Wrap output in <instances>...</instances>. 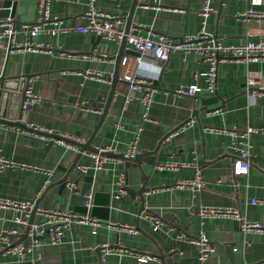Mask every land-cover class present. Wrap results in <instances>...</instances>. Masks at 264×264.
<instances>
[{
    "label": "crops",
    "instance_id": "0c3cea01",
    "mask_svg": "<svg viewBox=\"0 0 264 264\" xmlns=\"http://www.w3.org/2000/svg\"><path fill=\"white\" fill-rule=\"evenodd\" d=\"M38 1L17 0L18 20L13 23L16 32L10 44L30 42L39 49L9 50L8 40L0 39V79L29 77L28 87L39 99L21 117L18 115L17 120L29 129L0 122V159L9 163L0 167V199L38 202L44 208L83 214L81 202L70 200L72 189L66 186L61 190L58 184L74 165L66 182H76L75 193L87 186L84 176L92 177L91 192L98 193L97 206L90 214L101 221L132 226L136 232L102 225L92 233L87 225L70 226L64 230L59 244H50L49 237L44 236L41 245L24 260L0 251V264L29 262L37 252L48 264H139L133 257L136 253L152 257L144 264H198L196 247L186 239L200 233L213 245L211 264L263 261L264 204L250 202L264 198V96L246 93L245 82L249 74L256 75L264 86V61H219L215 92L220 100L213 102L205 94L203 73L207 64L197 54L190 53L184 59L173 54L167 62L158 64L150 63L149 57L136 62L138 54L125 44L121 59L130 56L131 73L149 78L154 88L148 109L150 121L143 122L140 91L124 108L128 84L121 79L124 71L121 59L118 80L112 83L121 41L102 37L96 41L90 33L73 30L29 37L27 26L40 16ZM86 3L87 0H50V13L59 21L56 25L46 23L44 28L87 24ZM94 4L99 11L120 17L121 29H125L130 17L129 31L152 38L157 34L171 38L194 36L201 28L203 0H137L135 6L133 0H94ZM210 5L213 11L205 19L204 29L222 44H242L248 29L254 32L253 39H264V0L258 5L249 0H210ZM250 11L263 16H240ZM193 84L201 89L194 98L175 93ZM202 99L208 103L207 110H203ZM6 100L7 117L19 99L5 97L2 104ZM190 119L192 125L164 140ZM247 127L258 130L248 143L250 168L246 175L234 176L236 152L227 131ZM138 131L134 156L158 148L154 158L145 156L140 160L143 165L146 159L155 161L145 171L148 190L144 192L142 210L135 192L125 190L121 199L114 198L121 175L124 187L127 181L132 186L140 182L138 167L127 165L116 156L126 152ZM41 132L84 145L89 143L94 149L110 147L115 156L105 155L102 168L94 173L92 151L81 152L74 143L60 139L51 142ZM164 163H172L178 169H160ZM78 166L86 167L87 173L82 175ZM195 167L200 170L203 187L197 190L177 187L179 181L194 179ZM198 207L237 209L248 222L259 223L263 229L243 233L240 222L233 218L201 219L194 213ZM146 214L159 216L163 225L153 231ZM14 216L13 211L0 209V234H6L14 242L28 243L26 227H14ZM37 218L33 216V220ZM12 229L17 234H9ZM105 243L110 245L111 252L102 256L101 246Z\"/></svg>",
    "mask_w": 264,
    "mask_h": 264
},
{
    "label": "built area",
    "instance_id": "2783aa9c",
    "mask_svg": "<svg viewBox=\"0 0 264 264\" xmlns=\"http://www.w3.org/2000/svg\"><path fill=\"white\" fill-rule=\"evenodd\" d=\"M251 4H261L263 0H249ZM50 0H39L38 7L40 16L36 22L27 26L28 35L32 37L39 33H55L57 31H75L77 33H90L93 36L102 37L107 40L121 41L124 37V30L120 28L122 19L118 16H114L102 11H99L94 0H87L86 11L84 13L87 19L85 25H74L71 28H44L46 23L57 24L58 17L52 16L49 10ZM147 6V5H146ZM213 11L210 0H203V6L200 10L202 16V23L200 31L194 36H184L181 38H171L164 34H157L154 38L149 35H141L133 31H129L125 35V44L130 51L135 52L138 56L134 59L136 62H140L142 57H149L150 63L158 64L165 63L173 54H179L186 57L190 53L198 55L202 62L207 64V70L203 73L206 81V95H212L215 90L216 71L219 61L233 60L241 62H258L264 61V39H253L254 32L248 29L246 32V40L240 45H224L221 43L219 38L214 37L206 33L205 19ZM240 16L243 17H261L263 15L254 13L252 11L248 13H242ZM15 28L12 19H0V39H7L9 44L13 43ZM9 45L13 49H29L37 51L39 47H34L30 42L16 43L14 46ZM86 58L95 60L96 57L91 55H84ZM132 58L130 56H124L121 59V65L123 66V74L121 79L128 84V92L125 95L124 108L132 101L135 92L140 91L141 96L138 98L143 111L142 121H150L148 117V109L152 102V94L154 92L152 81L143 75H134L129 70ZM1 90V88H0ZM201 89L197 85H190L184 89H177L175 93L179 95H186L194 98L196 94L200 93ZM245 92L255 95V97L264 96V86L261 83L260 77L256 75H248L245 82ZM38 97L27 87L23 92V98L21 101V115L27 112L38 102ZM193 120L190 119L186 123L180 125L169 134L164 137L165 141L171 139L172 136L176 135L180 131H184L187 127L192 125ZM120 128V125H118ZM218 131H226L219 129ZM231 137V147L236 152V159L233 163L232 172L234 176L246 175L250 168V152L248 149V143L253 135L258 133V130L252 127L245 129L233 128L227 131ZM139 137V131L129 142L126 152L123 154L124 158H132L135 154V148ZM112 152L110 147L98 148L96 152H91L90 157L93 160L92 170L97 173L101 168L105 159V153ZM4 164H9L8 161L0 159V167ZM160 169H173L177 170L178 167L172 163H164L159 166ZM78 171L85 175L87 168L84 166H78ZM118 189L114 194V198L121 199L125 194L124 189V175L118 179ZM69 188L74 189L76 186L73 183H68ZM179 188L189 187L201 189L203 183L201 180L200 170L195 167V175L192 181H179L176 183ZM92 193H89L87 200L84 202L86 212L83 214L75 213L70 210H55L48 209L42 206L35 207V203L32 201L16 202L6 199H0V209H9L15 213L13 217V225L26 227V237L29 242L25 243L22 240L16 242L12 241L6 234H0V251L4 253H12L18 255L21 260H24L25 256L37 249L41 245V238L44 236L49 237L50 244H59L63 237L64 230L70 226L80 227L87 225L90 227L92 233L102 225L114 227L118 230H122L128 233H135L134 227L123 224L115 223L110 221H101L90 214L92 208ZM252 204L262 203L264 204V198L259 200H251ZM34 211V215L37 220H33L29 223L30 215ZM201 219L206 218H218V217H230L240 222V228L243 233L251 231H260L263 227L259 223L248 222L237 209H221V208H205L198 207L194 210ZM151 223L153 231L158 230L162 225L163 221L159 216L146 214ZM11 235L17 234L16 229L10 231ZM189 243L193 244L197 250V262L198 264H211V257L213 253V245L207 239V237L200 233L196 237H188L186 239ZM102 256H105L111 252L109 244L105 243L101 246ZM134 260L139 264L147 263L152 259L150 255L143 253H136ZM41 260V255L37 252L35 259L29 261L34 263L35 261ZM23 262V261H22ZM254 264H264L263 261L256 262Z\"/></svg>",
    "mask_w": 264,
    "mask_h": 264
},
{
    "label": "water",
    "instance_id": "95a60500",
    "mask_svg": "<svg viewBox=\"0 0 264 264\" xmlns=\"http://www.w3.org/2000/svg\"><path fill=\"white\" fill-rule=\"evenodd\" d=\"M16 3L17 0H0V19H12L13 23L16 22L15 20H18L17 15H15V7H16ZM137 3V0H133V6H135V4ZM131 26V20L130 17H128L127 21H126V26L124 29V37L121 40V46H120V51L118 53V55L116 56V68L114 70V73L112 75V83L114 84L117 80H118V65L122 56V52L123 49L125 47V35L129 32ZM100 37L95 36L96 41L99 39ZM29 77L27 76H14V77H4L2 76L0 81V122L1 123H7L10 125H15L17 127L20 128H24V129H29L28 126H26L24 123L18 121V115L19 117H21V101L23 98V92L24 90L28 87V82ZM210 97L213 98V102H217L219 99V96L217 95V93H213L212 95H209ZM7 98L8 97H16L17 99H19V103L18 104H14L13 109H11V116L5 115L6 111H7V100L5 102H3L2 104V99L3 98ZM212 98H207L208 99H212ZM205 100L202 99V105H204L205 107H203V110H207V105L208 103L204 102ZM108 107V102L106 103L105 109L103 111V114L106 113V108ZM117 112V111H116ZM41 134H44L48 137H50L51 142L54 139H60V140H64L66 142H71L74 143L76 146L80 147L81 152L84 150H90L92 152H96L97 149H94L92 147H90L89 143L87 145L81 144V143H76V142H72L70 139H66L61 137L60 135H55V134H47L44 132H41ZM51 144V143H50ZM158 148H156L154 151L152 152H148L146 153V155L141 154V153H137L134 157L132 158H124L123 154L121 155H116L119 158L123 159L125 161V163L127 165H135L136 167H138L140 173H141V177H140V182L138 185H128V181L125 182V187L124 189L130 192H135L137 197H138V202L140 203V210L143 209V202H144V192H146L148 190V187L146 186L147 181H148V177L145 174V171L147 170L149 165H154L155 161L154 159H146L145 164L143 165L141 163V158H144L145 156H151L152 158H154L155 156V152ZM105 155H109V156H115L113 153L111 152H107L105 153ZM149 158V157H148ZM74 167L71 166L70 169H68L64 175V177L62 179H60V181H58V184H60V189H64L67 185L68 182L67 178L69 176V173L71 172L72 168ZM83 181L85 183H88L87 186L83 189L80 190L79 194H76V187L74 189H72V194L70 195V200L75 201L73 203H80L81 202V206H84V202L87 200V196L89 193H92V199H91V203H92V208H91V212H93L95 210V206H97L96 202H97V197H98V193L97 192H91V184H92V177L91 176H84L83 177ZM76 186V182L73 183ZM106 195L108 196V193H106ZM38 206V202L35 203V207ZM82 212H86V208L83 207L81 209ZM33 216H34V211H32L30 218H29V223H31L33 221ZM163 257V256H161ZM19 264H48V260L47 259H41L39 261H35L34 263H29V262H24V263H19Z\"/></svg>",
    "mask_w": 264,
    "mask_h": 264
}]
</instances>
